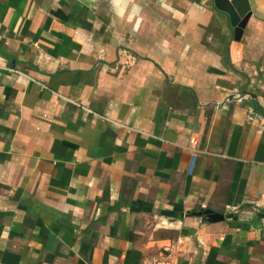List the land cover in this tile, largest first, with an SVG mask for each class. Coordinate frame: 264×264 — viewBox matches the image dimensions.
<instances>
[{"label":"crops","instance_id":"crops-1","mask_svg":"<svg viewBox=\"0 0 264 264\" xmlns=\"http://www.w3.org/2000/svg\"><path fill=\"white\" fill-rule=\"evenodd\" d=\"M241 7L0 0V264H264V0Z\"/></svg>","mask_w":264,"mask_h":264},{"label":"water","instance_id":"water-1","mask_svg":"<svg viewBox=\"0 0 264 264\" xmlns=\"http://www.w3.org/2000/svg\"><path fill=\"white\" fill-rule=\"evenodd\" d=\"M216 7L224 12H226L232 20L234 25H238L239 28H243L247 22L249 15L248 9L241 7L244 0H214ZM210 213V212H209ZM214 221L223 220L222 215L213 214L211 215Z\"/></svg>","mask_w":264,"mask_h":264},{"label":"built area","instance_id":"built-area-1","mask_svg":"<svg viewBox=\"0 0 264 264\" xmlns=\"http://www.w3.org/2000/svg\"><path fill=\"white\" fill-rule=\"evenodd\" d=\"M3 67H4L3 59L0 58V68H3ZM142 264H163V262L160 259L154 258V259H147Z\"/></svg>","mask_w":264,"mask_h":264}]
</instances>
